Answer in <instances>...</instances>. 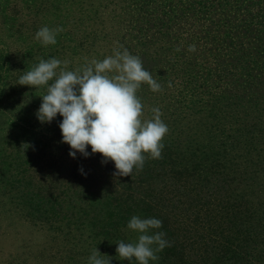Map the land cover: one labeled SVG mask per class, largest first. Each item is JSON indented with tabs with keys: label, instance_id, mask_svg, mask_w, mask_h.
I'll list each match as a JSON object with an SVG mask.
<instances>
[{
	"label": "trees",
	"instance_id": "16d2710c",
	"mask_svg": "<svg viewBox=\"0 0 264 264\" xmlns=\"http://www.w3.org/2000/svg\"><path fill=\"white\" fill-rule=\"evenodd\" d=\"M251 1L244 26L264 30V0ZM69 3L74 9L69 24H62L64 39L56 37L46 51L34 39L38 5L21 21L37 46L21 41L0 53V209L24 261L47 264L45 257L64 252L57 264H90L97 248L110 264H128L117 255V243L137 242L127 224L138 216L161 220L149 234L163 232L171 245L149 264H264V44L228 58L227 68L218 70V55L211 61L189 51L192 37L175 35L174 18L161 25L155 8H131L126 0ZM138 18L144 29L138 26L136 38L129 25ZM124 49L161 85L153 92L142 84L136 93L142 120L159 108L168 127L161 158L145 154L142 170L116 177L114 162L77 152L62 173L59 157L71 150L61 142L63 118L40 122L36 113L46 87L20 85L19 79L39 59L66 60L67 70L75 71Z\"/></svg>",
	"mask_w": 264,
	"mask_h": 264
},
{
	"label": "clouds",
	"instance_id": "9594fccd",
	"mask_svg": "<svg viewBox=\"0 0 264 264\" xmlns=\"http://www.w3.org/2000/svg\"><path fill=\"white\" fill-rule=\"evenodd\" d=\"M62 31L60 27L45 26L36 32L34 39L43 46L55 45L56 36ZM189 51H195V46H190ZM68 63L56 58L39 59L32 70L20 77L18 84L46 87L37 119L50 123L57 114L63 118L59 124L61 142L70 146L69 156L75 158L77 152L85 157L99 153L103 157L101 163L114 162L116 177H131L134 168L142 170L145 154L160 159L164 146L161 141L168 127L161 120L159 108L152 109L151 119L142 120L143 105L136 93L142 84L153 92L162 89L143 68L140 58L124 49L102 61L93 59L75 71L67 70ZM127 227L138 233L137 242L120 241L116 252L128 264H132L133 258L138 264L157 261V253L171 246L164 238L165 233L149 234L150 230L162 227L161 220L133 216ZM110 259L97 248L89 257L90 264H110Z\"/></svg>",
	"mask_w": 264,
	"mask_h": 264
},
{
	"label": "rangeland",
	"instance_id": "374dc122",
	"mask_svg": "<svg viewBox=\"0 0 264 264\" xmlns=\"http://www.w3.org/2000/svg\"><path fill=\"white\" fill-rule=\"evenodd\" d=\"M212 1L214 0H126V3L131 8H137L140 4L147 9L155 8L156 17L161 25H167V20L174 18L175 35L179 38L192 37L190 39H193L194 42L191 46L194 45L195 51L199 50L202 56H207L206 58H210L211 61L218 55L220 62L218 70H222L230 64L227 63L229 62L228 58L244 57L252 49L264 44V30L260 26H250L249 29L244 26L245 17H247L245 4H253L251 0H226V4L218 0L220 6H211ZM144 2H148V5ZM38 5L42 9L41 15H39L40 29L45 26L49 29L57 27L63 29L62 24H69L70 19L67 14L69 10L74 9L69 0H0V53L3 52L4 45L8 50H14L21 41L25 42L28 48L29 45L37 46L33 37L24 30L21 21ZM128 15L130 17L132 13L128 11ZM119 20L123 22V17L119 16ZM135 21L129 26L135 25L130 30L137 38L136 29L138 26L143 27V23L140 18ZM246 31L248 33L244 35ZM63 36L64 32L62 31L56 37L64 39ZM231 41L234 43L230 44ZM242 45L247 46L249 51L245 52ZM51 46H42L41 48L46 51ZM223 60L226 62L224 63ZM235 64L234 60L230 66ZM210 67L213 69L217 65L213 64ZM233 69L234 67H232V71ZM252 82L256 83V79ZM252 82L250 84H253ZM60 153L57 151V154ZM73 160L74 158L69 156V151L59 157L58 164L62 173L68 171ZM5 216L6 214L0 209V264H32L28 258H25L24 261L25 253L15 240V236H18L13 230L6 228L8 226H6ZM62 254L54 253L52 256L45 257L44 261L47 264H57L58 256L66 257L64 252Z\"/></svg>",
	"mask_w": 264,
	"mask_h": 264
}]
</instances>
